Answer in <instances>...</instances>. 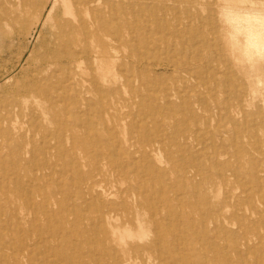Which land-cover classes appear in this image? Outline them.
Wrapping results in <instances>:
<instances>
[{
	"label": "bare ground",
	"instance_id": "6f19581e",
	"mask_svg": "<svg viewBox=\"0 0 264 264\" xmlns=\"http://www.w3.org/2000/svg\"><path fill=\"white\" fill-rule=\"evenodd\" d=\"M158 1L50 0L41 6L48 35L26 59L23 78L0 100V260L6 257V264L27 258L35 264L37 258L38 264H264V236H249L262 225L254 215L264 210V154L248 153L239 141L223 153L233 159H218L206 143L191 142L188 119L195 111L187 100L174 101L180 85H164L160 99L150 92L159 81L150 74L165 67L178 75L195 59L168 52V40L148 38L173 18L174 7ZM213 1L212 48L261 69L264 0ZM174 27L168 29L176 42L180 28ZM121 67L141 82L130 98L110 85ZM250 105L247 98L238 101L226 117L236 123L238 113L249 118L252 124H235V133L259 138L264 106ZM11 115H21L27 127L11 123ZM55 123L59 131L82 128L71 137L70 151L58 147ZM29 127L42 128V147L35 136L24 141ZM7 147L10 170L24 172L15 190L27 186L18 203L2 188ZM198 147L202 153H192ZM40 152L65 160L72 175L67 194L52 204L47 183L53 168L38 160ZM105 175L117 176L118 184ZM232 183L239 194L221 192ZM2 202L12 205L2 210ZM25 209L35 214L27 228ZM37 217L45 222L36 223ZM11 235L14 243L6 244Z\"/></svg>",
	"mask_w": 264,
	"mask_h": 264
},
{
	"label": "rangeland",
	"instance_id": "374dc122",
	"mask_svg": "<svg viewBox=\"0 0 264 264\" xmlns=\"http://www.w3.org/2000/svg\"><path fill=\"white\" fill-rule=\"evenodd\" d=\"M49 2L50 0H0V100L8 97L11 87L19 82L25 75V71L28 67L26 59L30 58V53L33 52L37 54L38 51L41 50V42L47 37L49 30V21L43 22L44 12L41 6ZM159 2H162L163 5L174 7V9L171 10V17L173 18L167 21L168 24L166 28H162L151 36L147 35V37H152L153 40L158 41L157 43L168 40L169 47H164L172 49L168 52H173L177 54L178 57H184L189 60L195 59L192 60L193 64L191 68L185 69L178 75L165 69V67L159 68L155 73L150 74V77L159 79L158 83L149 86L151 89L150 92H154L158 99H160L162 96V87L164 85H180L182 92L180 94L181 97H174V101L182 105L183 101L187 100L195 111V117H189L188 119V123L192 127L190 132L192 135L190 137L192 140L191 142L194 144L199 142L206 143L203 145L209 147L211 154L220 153V155H217L218 159L228 161L229 159H233L229 156V152L227 155L223 153L228 151L230 144L235 142L238 143L239 141L243 142L248 153L260 152L264 154V135H260L261 137L256 138L246 130L235 133V124L241 127H243L245 123L249 125L252 124L249 118L238 113L235 115V119H237L236 123L235 120L232 121L226 117V113L237 110L235 104L245 98L251 103V109L264 106V66H262L261 69L252 68L248 62H242L226 55L223 51H218V53L215 52L214 48H212V43L215 41V33L212 28L213 0H159L158 3ZM169 24L170 26L168 27ZM173 27L180 28V34L176 38V42L171 39L169 34L168 28ZM160 39L161 41H159ZM149 46L154 48V43L151 45L149 44ZM163 50L165 51V49ZM131 58L133 61L136 60L135 55ZM117 73L115 80L113 77L110 79V85L119 88L121 97L130 98L133 96L134 92L141 88L140 79L136 74L122 67L117 69ZM240 78L243 80H240ZM183 89H185V91H183ZM198 96H200L201 99H199ZM215 99L220 104H224L226 108L221 105L223 108H220V110L216 109ZM206 106L210 108V111H207ZM16 116L11 115L9 117L11 123L16 126H23V128L27 127L23 123L25 118L21 115ZM57 125L58 124L55 123V125L51 126V129L54 130L56 134L60 132L57 136L60 140L58 147L61 146L70 151L71 137L75 134L80 135L83 130L80 127L72 128L71 126H67V128L59 131ZM30 129L29 133L27 132L26 137H24V141L33 139L35 136L34 140L37 141L39 147H42V128L31 127ZM72 131L73 133H71ZM37 132L39 134L38 136L35 135ZM166 134H170V131ZM176 147L177 145L173 146V149ZM192 153L200 154L202 150L198 147L195 148ZM5 154V165L8 172L3 177L4 186L2 188L7 194L6 198L9 197L18 203V201L23 198L24 188H27V186L24 185V187L17 192L15 190L18 185L16 178L22 176L24 172L22 169L13 172L12 169L10 170V168L13 167L10 161L12 157L11 147L5 148ZM39 154L41 155L39 156ZM77 155H79L78 151ZM28 157L29 155L27 158ZM37 158L41 163L44 160L46 166H52L53 168L50 176L51 184L47 183V186L49 185L48 187L52 191L50 194V204H52L54 203V199H60L64 194H67L65 188L71 183L72 175L70 172H65V160L60 157L46 156L45 152H40ZM22 165L25 167L26 163H22ZM104 178L108 179V181L111 180L113 182L112 185L118 184L117 181L119 179H117V176L105 175ZM52 185H55V187L53 188ZM239 190L237 185H233V183L229 184L227 187H221V192L228 191L227 194L229 195L231 191L235 192V194H239ZM231 202H235V199H232ZM7 205L8 206L3 207L2 202V210L8 209L12 204L9 203ZM52 207L55 212L59 211L61 208H64V211L68 210L66 200L64 207L59 208V206L56 205H52ZM33 210L34 209H25L23 211L26 221L24 224L25 228L28 227L35 215ZM254 216L259 218L262 217V225L257 229L258 232L256 234H253L255 231L249 234L252 239L258 238L260 235L264 236V210L260 212L259 215L255 214ZM1 219L10 224V220L6 217L1 216ZM44 222V217L41 219L37 217L36 223L43 224ZM57 225L58 223H55V227ZM13 232L14 230L12 232L10 230L8 231V233ZM22 233L23 231L18 235L23 236ZM12 237L11 235L4 239L5 241L7 240L6 244L14 243ZM30 237H33L32 234H30ZM4 254L6 255L8 253L5 252ZM10 255L13 254L11 253ZM40 256L41 255H38L37 257ZM52 258L53 257L50 256L49 259L51 260ZM6 260L5 257L1 259L0 262L6 264ZM41 260L42 258H37V264ZM11 262H14V260H11ZM24 264L35 263H31L30 259L27 258Z\"/></svg>",
	"mask_w": 264,
	"mask_h": 264
}]
</instances>
